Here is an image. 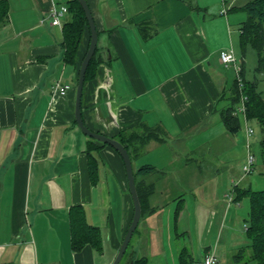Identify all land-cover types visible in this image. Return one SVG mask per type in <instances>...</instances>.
Returning <instances> with one entry per match:
<instances>
[{
	"label": "crops",
	"instance_id": "crops-1",
	"mask_svg": "<svg viewBox=\"0 0 264 264\" xmlns=\"http://www.w3.org/2000/svg\"><path fill=\"white\" fill-rule=\"evenodd\" d=\"M5 1L8 17L0 27V264H111L133 207L120 156L84 135L74 120L75 86L87 50L86 35L73 63H66L62 26L70 14L59 26H52L47 17L50 0ZM53 1L67 6L71 0ZM86 2L103 60L83 84L84 125L110 138L139 124L159 125L167 137L179 141V154L161 163L142 160L141 155L148 147L162 148L164 141H150L140 155L131 157L134 173L143 165L153 166L156 172L134 177L136 182L152 184L153 192L146 199L125 264L140 257L149 263L150 244L156 255L163 243L161 232L151 242L148 225L157 213L152 202L156 193L167 198L175 192L191 195L200 190L195 181L198 166L236 170L241 166L239 178L246 176L242 168L250 152L248 121L241 116L243 139L237 133L241 122L239 130L230 133L217 109L220 103L229 104L234 82L232 70L221 65L219 52L230 49L235 54L242 18L235 15L240 11L231 8L245 1L226 0V14H221V0ZM57 84L69 89L61 95ZM90 144L99 146L94 152V183L87 169ZM207 151H214L218 164L206 163ZM230 156L243 157V163L225 165ZM155 176L162 181L160 190ZM210 181L211 186L201 189L202 201L181 196L176 207L182 214L189 207L193 215L204 214L209 233L221 218L226 221L235 214L239 203L228 202L230 188L238 187L237 182L218 180L217 186L213 175L206 180ZM72 206H80L87 224L98 228L100 251L89 245L71 249L68 212ZM148 240V251L143 250ZM209 244L204 240L197 246L196 260L210 251Z\"/></svg>",
	"mask_w": 264,
	"mask_h": 264
},
{
	"label": "trees",
	"instance_id": "trees-1",
	"mask_svg": "<svg viewBox=\"0 0 264 264\" xmlns=\"http://www.w3.org/2000/svg\"><path fill=\"white\" fill-rule=\"evenodd\" d=\"M70 20L62 26V42L63 60L66 63H73L75 54L78 49L79 42L86 35V49L89 42V29L84 13L77 0H71L67 3ZM236 11L245 14V20L242 21L238 29V46L241 52L246 47H251L257 54V66L255 71L264 72V0H246L242 5L232 7ZM8 17V5L5 0H0V27L5 24ZM144 30V29H143ZM142 30V31H143ZM145 35V34H144ZM102 55L98 46L89 61L86 68L84 82L93 77L94 71L98 64L102 62ZM240 96H244L245 100V119L253 121L259 128L260 140V158L264 166V94L257 89L256 80H246L243 78L242 88L239 89L236 81L230 89L229 103L233 106L228 107L221 113V121L224 127L230 133H236L240 128V120L238 115L234 114L238 105ZM165 131L161 126H146L139 124L129 131L120 132L114 139L119 141L128 151L131 157L140 155L145 146L150 141L163 142ZM100 146H105L100 142H95ZM90 144L86 150L88 176L91 183L96 181L97 161L94 152L99 147ZM156 169L151 165L141 166L135 175H151ZM136 192L141 206V213L147 208L146 199L153 192L152 184H144L136 182ZM233 202L237 203L241 198L248 199V218L244 225V234L248 243L244 247H240L233 256L236 264H264V189L252 191L250 189H240L234 187ZM179 212V211H178ZM70 245L74 251L80 250L85 245L91 246L93 249L101 250V239L98 228L87 224L84 212L80 206H72L68 212ZM127 252V251H126ZM125 252V254H126ZM124 254V255H125ZM187 253L181 251L178 257L179 264H188L186 261ZM245 256V260L240 263ZM192 263V260H189ZM128 264H149L144 257L133 258Z\"/></svg>",
	"mask_w": 264,
	"mask_h": 264
},
{
	"label": "rangeland",
	"instance_id": "rangeland-1",
	"mask_svg": "<svg viewBox=\"0 0 264 264\" xmlns=\"http://www.w3.org/2000/svg\"><path fill=\"white\" fill-rule=\"evenodd\" d=\"M235 15L241 16L242 21L245 20L246 16L243 12L235 13ZM236 25H238V23ZM235 57L237 59V62H242V66H244L242 72V80L243 78L246 80H256L257 89L262 91L264 94V72L259 73L255 71L258 59L255 50L251 47H246L244 49V52L242 53L240 48L236 44ZM206 64H208L207 61ZM223 68L226 67L223 66ZM227 69L231 71L230 68ZM223 104L224 103H220L221 107L218 106V112L222 113V111L226 108H233L234 106L231 103L227 104L226 106H223ZM238 118L241 122V128L237 133L240 134V136H242L244 139V134H242L244 132V122L242 121L241 115H238ZM247 124L249 128L252 129V135H250V137L248 138V149L251 153L254 154L255 163L253 165L251 173H248L244 177V179L239 178V176L242 175L241 166L237 170L236 168H230L229 166H198V168H196L199 171L198 178L195 181H197L198 186H200V190L193 191L191 195H189L188 193L182 195L175 192L169 194L167 198L162 197V192L156 193L155 197L152 199V202H154L153 205H157V213L152 219H149L148 225L151 228V242L156 241L155 238L158 237V234L161 232L163 243L162 250H159L156 255H154L156 248L149 243V240L147 241V244L142 247L143 250H147V245L149 246L150 244V251L152 255L148 253L147 257L150 264H179L178 257L182 250L185 251L188 255L186 257V261L188 262V264H192L189 263V260H196L195 257L197 246H200L204 240H207L210 243V250H213L215 248V253L219 261L218 264H236L233 261V256L236 254L237 250L240 247H244L248 243V240L246 239L244 234V225L247 222L248 218L247 197L241 198L237 206H235L236 208L232 206V208L237 211L235 214L229 215L226 221H224V218H221L219 224H216L212 228L210 227V233L208 231L210 223H208L206 219L207 217L204 216V214L199 213L197 215H193L192 209L190 207L188 208L187 212L182 214V212H178V209L176 207L181 196L183 199L185 198L186 201H193V199L195 200V198L198 201H202L203 192L201 189H203L206 185L211 186L213 184V181H210L209 183L206 182L208 178L211 179L212 175L216 177L217 181L227 179V184L228 180L233 179L234 182H237V186L240 189H250L252 191H259L264 189V166L260 158L259 128L253 121H249ZM163 138L164 144L162 145V148H158L155 150L152 147H148V151L141 155L142 160H151L154 162L156 161L157 163H161L162 159L169 160L179 154L177 150V144H179V141L175 140L174 137L172 138L164 135ZM214 155H216L214 151H207L204 152L203 158L207 160L206 163H217L218 161L216 160V157ZM200 157L202 156L200 155ZM243 159V157L235 159V157L230 156L229 160L223 162L225 165H235V163H239V161L243 163ZM134 166L135 163L133 162V167ZM170 169L171 171L176 170V168ZM157 177L158 176L154 177V181L159 184L157 188L158 190H160L162 189V181L159 183V179ZM175 178L176 177L174 176V179ZM171 180H173V177ZM218 184L219 181L217 182V186ZM220 184L223 185L222 182ZM231 189L233 190L232 186L230 190ZM211 199V195H209V200ZM136 235L137 232L132 235L127 247L128 250L134 243ZM126 258L127 255H124L119 264H125ZM245 259L246 258L244 256L240 260V263H242Z\"/></svg>",
	"mask_w": 264,
	"mask_h": 264
},
{
	"label": "water",
	"instance_id": "water-1",
	"mask_svg": "<svg viewBox=\"0 0 264 264\" xmlns=\"http://www.w3.org/2000/svg\"><path fill=\"white\" fill-rule=\"evenodd\" d=\"M77 2L80 5L84 13L85 19L87 21V25L89 29V42H88L87 50L80 62L78 74H77V80H76V86H75V101H74V120H75L76 126L79 128V130L84 135L91 138L92 140H95L97 142L110 146L120 156L123 162V165H124V170H125V175H126V180H127V187H128V191L131 197L132 207H133L132 218L125 232V235L122 239V242L118 248V251L111 263V264H119L127 250L131 237L134 231L136 230L137 224L141 217V206H140V202H139L138 195L136 192L135 178H134L131 158L126 148L114 138H110L105 135L91 131L84 125L82 118H81L80 105H81V96H82V90H83V84H84V76H85L86 68L89 64V61L96 49L98 36H97V30L94 24L92 14H91V11L88 7L86 0H77Z\"/></svg>",
	"mask_w": 264,
	"mask_h": 264
},
{
	"label": "built area",
	"instance_id": "built-area-1",
	"mask_svg": "<svg viewBox=\"0 0 264 264\" xmlns=\"http://www.w3.org/2000/svg\"><path fill=\"white\" fill-rule=\"evenodd\" d=\"M222 3V9L221 14H226L229 5L225 4L226 0H221ZM68 13V9L66 5H57L53 0H50L49 9L47 12V17L50 19V24L52 26H59L61 23L62 18ZM219 61L220 63L226 67L230 68L232 72L234 73L235 81L237 83V86L239 89L242 88V66L240 63L237 62V59L235 57V54L230 49H224L219 52ZM69 87L67 85L59 86L56 85V90L59 94H65ZM245 100L246 98L244 96H240L238 105L235 109L234 114L241 115L243 118H245ZM247 133L249 135L252 134V129L247 128ZM255 162L254 154L251 152H248L245 164L242 168L243 174L247 175L248 173H251L253 169V165ZM228 202L233 203V192L228 196ZM192 264H218V258L216 256L215 250L208 251L202 259L195 260L192 262Z\"/></svg>",
	"mask_w": 264,
	"mask_h": 264
}]
</instances>
